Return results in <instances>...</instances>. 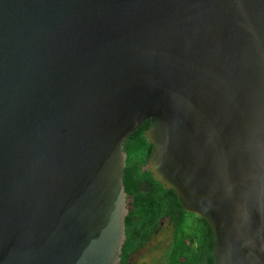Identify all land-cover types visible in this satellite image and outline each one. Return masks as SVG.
<instances>
[{
  "label": "water",
  "instance_id": "95a60500",
  "mask_svg": "<svg viewBox=\"0 0 264 264\" xmlns=\"http://www.w3.org/2000/svg\"><path fill=\"white\" fill-rule=\"evenodd\" d=\"M264 264V0H0V264H119L124 141Z\"/></svg>",
  "mask_w": 264,
  "mask_h": 264
},
{
  "label": "trees",
  "instance_id": "16d2710c",
  "mask_svg": "<svg viewBox=\"0 0 264 264\" xmlns=\"http://www.w3.org/2000/svg\"><path fill=\"white\" fill-rule=\"evenodd\" d=\"M149 125V121L143 122L123 143L126 153L123 185L128 213L119 264H129L130 257L147 246L163 219L171 223L173 237L162 264H214L213 234L207 222L186 213L173 191L154 181L145 167L152 147L144 138Z\"/></svg>",
  "mask_w": 264,
  "mask_h": 264
},
{
  "label": "rangeland",
  "instance_id": "374dc122",
  "mask_svg": "<svg viewBox=\"0 0 264 264\" xmlns=\"http://www.w3.org/2000/svg\"><path fill=\"white\" fill-rule=\"evenodd\" d=\"M191 217L187 218L190 221ZM172 226L166 219L161 220L159 228L156 230L152 240L142 249L134 253L129 264H162L164 263L163 255L172 242ZM165 253V254H164Z\"/></svg>",
  "mask_w": 264,
  "mask_h": 264
}]
</instances>
